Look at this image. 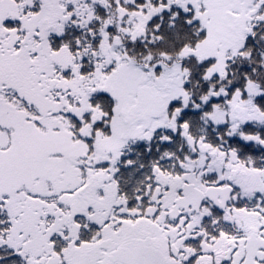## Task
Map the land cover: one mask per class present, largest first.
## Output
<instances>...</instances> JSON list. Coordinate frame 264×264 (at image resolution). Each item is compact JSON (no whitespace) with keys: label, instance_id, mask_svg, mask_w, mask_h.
<instances>
[{"label":"snow or ice","instance_id":"snow-or-ice-1","mask_svg":"<svg viewBox=\"0 0 264 264\" xmlns=\"http://www.w3.org/2000/svg\"><path fill=\"white\" fill-rule=\"evenodd\" d=\"M0 264H264V0H0Z\"/></svg>","mask_w":264,"mask_h":264}]
</instances>
